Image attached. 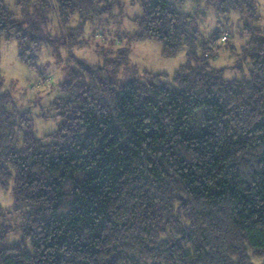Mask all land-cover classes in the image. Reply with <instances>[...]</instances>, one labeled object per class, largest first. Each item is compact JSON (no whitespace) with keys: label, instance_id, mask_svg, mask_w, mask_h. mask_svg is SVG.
<instances>
[{"label":"trees","instance_id":"1","mask_svg":"<svg viewBox=\"0 0 264 264\" xmlns=\"http://www.w3.org/2000/svg\"><path fill=\"white\" fill-rule=\"evenodd\" d=\"M130 2L141 9L131 41L159 43L163 59L186 49L171 75L143 71L142 79L119 83L121 70L138 72L128 50L93 68L78 62L40 110L39 118L61 119L41 136L33 114L0 82V195L12 198L0 204V264H264L257 2ZM119 3L0 0V45L15 41L19 63L31 71L44 47L59 58L67 49L74 60L71 47L82 44L86 24ZM209 9L217 25L235 12L250 20L238 28L247 39L237 68L247 65V78L226 79L211 65L218 41L238 49L227 30L200 33ZM14 232L18 239L5 243Z\"/></svg>","mask_w":264,"mask_h":264},{"label":"rangeland","instance_id":"2","mask_svg":"<svg viewBox=\"0 0 264 264\" xmlns=\"http://www.w3.org/2000/svg\"><path fill=\"white\" fill-rule=\"evenodd\" d=\"M14 2V0H9ZM258 4L257 15L260 18L259 25L264 28V0H255ZM187 3L184 11H188ZM141 15L139 5H132L130 0H120L111 15L86 24L82 44L71 47V54L74 60L68 55V50H61V57L53 49L44 47L39 54L38 71H31L21 65L17 59L19 49L15 41L2 42L0 45V82L3 89L8 91L15 103L22 111H29L33 114L34 131L37 136L52 133L57 130L61 119H42L38 117L40 110L48 104L60 92L58 84L67 79L69 71L76 67L78 62L86 65V68L100 66L104 59L112 58L124 50H128L129 65L136 67L138 72L132 70H121L116 74L119 83L133 78H143V71L153 74L166 73L171 75L186 62V49L182 48L177 55L170 59L161 57L162 46L152 41L133 42L130 36L137 31L133 19ZM216 12L209 9L206 17L199 25L200 33L205 37L210 36L215 28L227 30L230 34V46L238 49L237 54L221 41H218L219 48L213 51L215 57L210 60L212 66L218 69H225L226 79L247 78L248 66L244 64L243 70L238 69L237 61L241 58L240 45L247 36H239L238 31L250 20L242 19L240 14L232 13L228 22L216 24ZM57 20V17L55 18ZM78 16L70 21V26L77 24ZM58 21V20H57ZM54 21L53 24H55ZM239 28V29H238ZM54 52H53V51ZM242 64V63H241ZM233 66L235 68H233ZM10 192L0 195V204L8 207L12 203ZM20 232L9 235L5 243L15 242ZM259 261V260H256Z\"/></svg>","mask_w":264,"mask_h":264}]
</instances>
